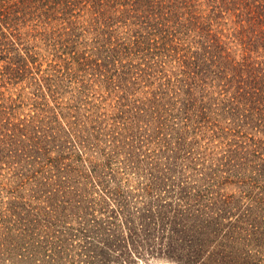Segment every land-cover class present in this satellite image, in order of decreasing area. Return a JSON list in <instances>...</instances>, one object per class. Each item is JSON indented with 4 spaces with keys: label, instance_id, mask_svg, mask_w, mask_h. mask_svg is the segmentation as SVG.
<instances>
[{
    "label": "trees",
    "instance_id": "16d2710c",
    "mask_svg": "<svg viewBox=\"0 0 264 264\" xmlns=\"http://www.w3.org/2000/svg\"><path fill=\"white\" fill-rule=\"evenodd\" d=\"M82 1L0 0V81L23 79L41 39L101 76L141 59L118 77L144 96L131 110L119 95L120 120L102 125L79 107L61 120L45 96L24 114L22 93L0 86V169L13 179L0 183V264H264V61L239 60L215 27L239 11L264 52V0H85L93 30ZM178 54L182 73L168 68Z\"/></svg>",
    "mask_w": 264,
    "mask_h": 264
},
{
    "label": "rangeland",
    "instance_id": "374dc122",
    "mask_svg": "<svg viewBox=\"0 0 264 264\" xmlns=\"http://www.w3.org/2000/svg\"><path fill=\"white\" fill-rule=\"evenodd\" d=\"M194 2L195 0H193V3ZM221 11L222 10L220 8V12ZM76 12L82 15L80 19L85 28L87 27L88 30H93L94 27H97L96 19L98 17V13L95 12L91 2H86L85 0L82 1V3L79 4V7L76 8ZM238 13L239 11H228L219 14L218 18L215 19V27H217L216 30H218L220 35H222L223 39L228 40L230 50L234 51L239 60L243 56L251 55L254 58H257L258 61H264V52L262 48H259L258 45L255 46L254 44H251V40L249 39L250 37L247 35L245 36L244 29L247 27V23L245 20L242 21V17L237 16ZM120 15L123 14L118 12L117 17ZM119 19L120 18H118V20ZM113 28L123 30V23L119 20L112 24L111 29ZM21 31L26 34L31 31L34 36L40 35L33 30L31 26H25L21 29ZM26 34H23V37H25ZM112 36L114 39L120 37L115 33H112ZM52 37V43H55L54 40H56L55 38H58V32L54 33ZM27 38L31 40V44L32 41L34 42L32 39L33 37L27 35ZM34 44L37 45L35 51L38 52L35 55L36 61L29 62V70L23 76V79L18 82L15 81L16 83L14 84L12 81H9V77L4 79L5 81H0V86H2L1 90L9 88L13 97H18L19 94L22 93V108L24 114H28L30 112L32 114L40 112L44 105L42 103H35L34 99L39 98V100L42 101L45 96L46 102L52 106V111L60 113L59 116L61 120L63 117L73 119L74 116L77 115L74 108L79 107L80 110L78 111L81 114L100 117L105 121L102 125H106L107 123L113 122V119L120 117L118 114L120 102L119 95L124 94L127 96V100L122 99V101L123 103H126V107L131 110L135 105L141 102V100L137 101L138 97H142L143 99V92L140 91L141 89H138V86H132L131 83L119 80L118 77V73H120L118 67L120 64H122L123 68H125L124 65L126 63L142 62L141 59L139 60V58H135L133 56H125L123 61L117 63L116 67L111 66L112 62H109L108 68L104 70L105 75L101 76L100 71H93L91 70V67H88L89 65L82 66L79 62L74 61L71 58V52L68 49L69 46L64 47L56 43L53 45L55 47L49 48L41 41V39L39 41L36 39ZM180 55L181 54H178L177 57L175 56L170 59L168 68L174 70L175 72L182 73V69H184V67L178 64L181 59ZM0 65L3 71L9 72V70L5 67V60H0ZM121 68L122 67H120V69ZM48 76H50L52 80L46 81L43 79ZM60 78L62 79L60 80ZM110 78L117 80L115 83L118 85L112 84V82H110ZM36 79H39L40 81L36 82ZM51 84L52 86L50 87ZM40 86L43 87V90L38 88ZM47 86L52 89H47ZM52 90H56V92H53ZM257 137L264 138V135L262 133H258ZM219 141L220 140H218V142ZM7 172V169H0V183H2L1 185L3 187L9 189L13 186V179L10 173L6 176ZM137 264L177 263L165 259H159L151 262H138Z\"/></svg>",
    "mask_w": 264,
    "mask_h": 264
}]
</instances>
